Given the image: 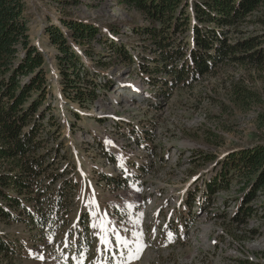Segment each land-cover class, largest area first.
<instances>
[{"label":"rangeland","instance_id":"obj_1","mask_svg":"<svg viewBox=\"0 0 264 264\" xmlns=\"http://www.w3.org/2000/svg\"><path fill=\"white\" fill-rule=\"evenodd\" d=\"M27 2L31 42L43 53L51 112L61 124L60 135L49 143L57 146L49 172L58 174L56 187L78 179L80 191L66 198L69 223L55 235L0 223V233L17 241L19 251L13 259L0 257V264H264L261 219L251 217L246 226L230 219L239 182L233 178L211 195L205 185L228 151L264 141V76L228 65L190 84L170 88L159 79L153 85L134 62L111 55V41L126 45L134 56L144 49L130 29L144 24L135 9L115 0ZM60 17L101 30L88 53L71 42L83 72L99 86L91 105L81 107L62 92L58 51L44 32L54 24L67 34ZM232 81L254 89L260 101L246 109L232 105L224 90ZM208 154L213 159H205ZM80 213L83 220L88 214L87 224L77 230L71 221ZM101 222L112 241L107 246L95 226ZM113 233L129 241L128 247L117 246Z\"/></svg>","mask_w":264,"mask_h":264},{"label":"trees","instance_id":"obj_2","mask_svg":"<svg viewBox=\"0 0 264 264\" xmlns=\"http://www.w3.org/2000/svg\"><path fill=\"white\" fill-rule=\"evenodd\" d=\"M115 1L140 13L144 24L130 29L144 49L134 56L126 45L111 41V55L134 62L148 83L157 85L160 79L170 88L183 81L190 84L228 65L264 76V0ZM30 21L27 0H0V223H21L33 233L52 236L69 223L66 198L80 189L74 178L56 187L58 174L49 172L57 148L49 143L60 135L61 124L51 112L45 60L31 42ZM59 21L68 35L54 24L44 32L58 51L62 92L81 107L91 105L99 86L83 72V60L71 42L88 53L101 30L84 20ZM246 24H253L251 30ZM224 90L232 105L242 109L260 101V95L242 82L232 81ZM208 155L205 159H213ZM215 167L205 181L207 194L226 188L233 178L240 184L231 222L246 226L257 216L264 223V141L228 151ZM103 179L117 181L116 176ZM258 197L262 201L253 205ZM87 215L83 220L78 214L71 224L78 230L87 224ZM16 245L12 237L0 233V257L13 259L19 253Z\"/></svg>","mask_w":264,"mask_h":264},{"label":"snow or ice","instance_id":"obj_3","mask_svg":"<svg viewBox=\"0 0 264 264\" xmlns=\"http://www.w3.org/2000/svg\"><path fill=\"white\" fill-rule=\"evenodd\" d=\"M96 227H100L101 228V235H100V240H101V243L102 244H105L106 246L107 245H110L112 243V241L110 239H108V228H107V225L106 223L104 222H101L97 225H95ZM115 236H116V244L117 246L123 244V246L125 248L128 247V244L130 243L129 241H126L123 237H120L118 234L116 233H113ZM140 249L137 248L136 251L138 252ZM132 258H138L134 253H130Z\"/></svg>","mask_w":264,"mask_h":264}]
</instances>
